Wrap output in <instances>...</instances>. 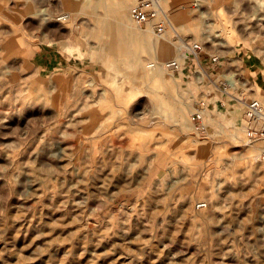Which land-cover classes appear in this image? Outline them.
Here are the masks:
<instances>
[{"label":"rangeland","instance_id":"1","mask_svg":"<svg viewBox=\"0 0 264 264\" xmlns=\"http://www.w3.org/2000/svg\"><path fill=\"white\" fill-rule=\"evenodd\" d=\"M73 1L0 0V264H264V139L243 126L264 0H160L163 35L137 0ZM192 42L221 58L204 82L164 68Z\"/></svg>","mask_w":264,"mask_h":264},{"label":"built area","instance_id":"2","mask_svg":"<svg viewBox=\"0 0 264 264\" xmlns=\"http://www.w3.org/2000/svg\"><path fill=\"white\" fill-rule=\"evenodd\" d=\"M131 16L134 23L140 27L145 28L150 23L154 25L155 31L158 35H163L171 27L170 17L163 9L160 0H137L131 9ZM67 17H64V19ZM207 58L204 59L203 58ZM193 67L201 69L204 72L200 78L203 82L206 76L211 79L208 73L209 69L219 66L221 58L218 55H208L205 52L204 45L198 42L188 44L182 51L180 59H171L164 63V68L173 75H178L187 69L190 64ZM215 70V69H214ZM212 71L213 74L217 73ZM195 71V72H196ZM218 74V73H217ZM206 79V78H205ZM233 88L230 80H224L218 86L219 98L218 101L222 106L226 105L224 95L230 94L229 90ZM212 95L206 93L196 103L194 111L191 115V121L196 129L201 134L208 132L207 118L209 113ZM243 126L245 133L250 141H257L264 139V107L260 100L251 99L245 102V112L243 118ZM204 204H199V207H204Z\"/></svg>","mask_w":264,"mask_h":264},{"label":"bare ground","instance_id":"3","mask_svg":"<svg viewBox=\"0 0 264 264\" xmlns=\"http://www.w3.org/2000/svg\"><path fill=\"white\" fill-rule=\"evenodd\" d=\"M29 1V0H28ZM85 2H90L89 4L85 3ZM87 4V5H86ZM93 3H91V1L89 0H79L78 3H76V0L72 2L71 6L76 10V11H80L81 10H84V8H86V6H88L89 8H92ZM98 7H100L104 12H109V4L107 2H99L98 3ZM96 8V7H95ZM94 8V9H95ZM94 11V10H93ZM35 15L39 16V18L41 19L42 22H46V23H49V22H52L54 19L59 21V20H64V16L62 15H54L53 12H50L48 11L47 9H43L41 8L40 6H37L36 10H35ZM58 16H60L58 18ZM25 28V27H24ZM217 53H222V51L220 49H217ZM149 67H152L151 65H149ZM161 68V67H160ZM160 71L156 72V75H160ZM163 74V73H162ZM94 101L97 102H100L102 99L99 98V100L93 98ZM84 106H86V104L84 103ZM103 109L100 108V110ZM80 138V137H79ZM83 138V137H82ZM86 139V138H85Z\"/></svg>","mask_w":264,"mask_h":264}]
</instances>
